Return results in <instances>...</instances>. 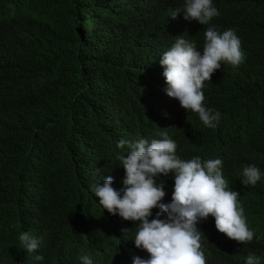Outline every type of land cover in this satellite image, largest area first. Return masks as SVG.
<instances>
[{
	"label": "trees",
	"instance_id": "1",
	"mask_svg": "<svg viewBox=\"0 0 264 264\" xmlns=\"http://www.w3.org/2000/svg\"><path fill=\"white\" fill-rule=\"evenodd\" d=\"M184 0H0V264H133L135 232L91 188L119 168L120 139L167 132L177 156L221 159L240 193L253 240L238 244L209 216L197 227L206 264H264V0H213L210 25L186 21ZM234 29L245 61L221 62L205 81L215 129L166 95L160 58L184 38L202 51L204 31ZM262 173L244 186L243 168ZM156 180L172 182L174 174ZM22 232L41 240L23 253ZM37 255L43 261L35 262ZM28 259H26V258Z\"/></svg>",
	"mask_w": 264,
	"mask_h": 264
},
{
	"label": "clouds",
	"instance_id": "2",
	"mask_svg": "<svg viewBox=\"0 0 264 264\" xmlns=\"http://www.w3.org/2000/svg\"><path fill=\"white\" fill-rule=\"evenodd\" d=\"M183 13L186 21L210 25L219 16L213 0H184L182 8L172 13L175 19ZM241 40L234 29L219 31L214 25L204 31L202 51L184 38H175L174 45L163 53L160 65L167 84L166 95L179 101L185 111L198 114L203 125L215 129L221 114L205 106V81L221 69V62L238 68L246 59ZM119 168L106 175L91 191L98 203L112 216H119L121 225L135 232V252L149 258H133V264H206L202 235L197 224L212 216L218 232L238 244L250 243L255 235L250 230L240 193L229 188L222 171L221 159L202 160L196 156L182 160L177 143L162 132L157 139H120L116 145ZM174 174L172 182L156 180ZM262 173L255 165L243 168L244 186H255ZM19 243L23 253L35 252L41 240L31 232H22ZM26 258V257H25ZM28 259V258H26ZM37 255L35 262L43 261ZM245 264H261V258L249 253ZM81 264H93L89 255L79 257ZM21 264H36L25 260Z\"/></svg>",
	"mask_w": 264,
	"mask_h": 264
}]
</instances>
